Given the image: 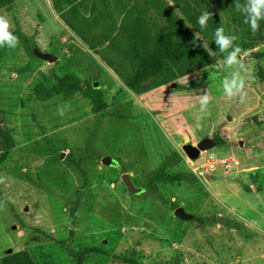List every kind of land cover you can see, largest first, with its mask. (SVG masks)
Wrapping results in <instances>:
<instances>
[{"label":"rangeland","instance_id":"374dc122","mask_svg":"<svg viewBox=\"0 0 264 264\" xmlns=\"http://www.w3.org/2000/svg\"><path fill=\"white\" fill-rule=\"evenodd\" d=\"M205 1L240 47L239 12L230 11L229 0ZM76 3L80 18L94 22L96 52L60 19L65 0H12L0 8L10 31L29 40L0 47V125L14 141L0 164V258L25 251L35 264H78L73 254L81 264H125L120 257L135 264H264V44L238 57L247 69L243 103L224 95L222 81L232 71L225 59L137 96L124 85L130 67L114 44L124 50L132 18L151 27L170 11L184 21L179 7L173 0ZM53 74L74 75L80 90L40 98L56 84ZM94 85L107 106L101 113L93 111ZM205 93L210 103L201 112ZM61 106H70L63 116ZM203 137L222 144L189 159L183 146ZM163 166L182 178L152 182ZM123 174L140 194L126 190ZM178 207L203 223L179 220Z\"/></svg>","mask_w":264,"mask_h":264},{"label":"trees","instance_id":"16d2710c","mask_svg":"<svg viewBox=\"0 0 264 264\" xmlns=\"http://www.w3.org/2000/svg\"><path fill=\"white\" fill-rule=\"evenodd\" d=\"M12 0H0V8L11 4ZM69 5L66 12H59V17L64 25L77 37V39L89 50L96 52L101 40L92 34L94 22L80 18L78 14V3L76 0H65ZM179 7L184 21H178L173 12L168 13L166 20H157L151 27L140 18H132L131 23L125 26L126 46L121 48L114 44L115 49L124 52L130 67V74L123 78L124 85L134 95H142L153 88L170 84L175 79L185 75L187 71L202 69L215 63L217 60L225 59L226 53H221L214 43V31L222 26L220 18L205 0H173ZM241 4L245 0H239ZM230 11L234 7L235 0H229ZM94 8V7H93ZM205 11L211 12L212 17L208 20L207 26L201 28L198 24V17ZM158 16L163 17L162 14ZM238 23L245 27L241 53L251 51L264 44V19L258 21L259 28L253 32L250 26L244 23V16L238 13ZM199 33L196 38L194 33ZM19 38V43L27 44L29 40L19 30L13 31ZM30 50V48L28 49ZM252 57L260 58L261 54L252 53ZM56 64V63H55ZM56 84L51 91H44L45 95L40 98H47L50 94L70 95L80 90V80L74 75L68 74L59 76L53 74ZM40 91V90H39ZM93 96V111L101 113L106 109L100 90L93 87L90 89ZM45 96V97H44ZM217 146L221 140L215 138ZM14 148L10 130L0 125V164H2ZM180 175H167L165 166L161 167L152 177V182L174 183L181 179ZM76 204L69 210L71 227L75 225ZM197 223H203L201 218L194 217ZM72 229L69 230V237ZM70 253H72L70 251ZM99 253L97 249H89L86 254ZM78 264L82 263L81 256L74 255ZM125 264H135L133 260L120 257ZM0 264H35L29 254L20 251L0 258Z\"/></svg>","mask_w":264,"mask_h":264},{"label":"clouds","instance_id":"9594fccd","mask_svg":"<svg viewBox=\"0 0 264 264\" xmlns=\"http://www.w3.org/2000/svg\"><path fill=\"white\" fill-rule=\"evenodd\" d=\"M234 7L237 11L241 12L244 16V23L248 24L253 32L259 28L261 19H264V0H245L243 4L239 0H235ZM212 17V13L205 11L198 17V24L201 28L207 26L208 20ZM10 20L0 15V47L7 46L8 48H15L19 45V38L10 31ZM195 37H199V33H194ZM214 43L221 53L225 55V65L232 69V71L223 79L222 86L224 95L229 99L239 97L241 103L244 102L246 97L245 77L241 75L242 71L246 72L247 69L240 59H238L241 49L238 45L234 44L237 39L235 35H228L225 33L223 26H218L214 31ZM200 111L206 112L207 106L210 103V97L207 93L203 94L200 98ZM66 107L61 106L57 109V114L63 116Z\"/></svg>","mask_w":264,"mask_h":264},{"label":"water","instance_id":"95a60500","mask_svg":"<svg viewBox=\"0 0 264 264\" xmlns=\"http://www.w3.org/2000/svg\"><path fill=\"white\" fill-rule=\"evenodd\" d=\"M33 54L43 60V61H47L50 64H53L57 61V58L55 56H53L52 54L49 53H43L41 51H39L38 49H33ZM175 84H171V87H174ZM94 89H97L98 86L94 85L93 86ZM229 120V118H228ZM217 146L216 140L213 137H203L197 144L196 146H183L182 150L184 152V154L189 158V159H196L199 155L200 152H206L209 151L213 148H215ZM102 164L104 165H108L109 159L108 157H105L102 159ZM121 181L123 183V185L125 186L126 190L133 195H138L141 193V190L136 188L130 177L127 174H123L121 176ZM174 216L176 218H178L179 220L182 221H192L194 219V216L192 214L186 213L183 208L178 207L174 210ZM217 222L219 224H224L226 221L220 217H217ZM11 251L9 250L8 253H10Z\"/></svg>","mask_w":264,"mask_h":264}]
</instances>
